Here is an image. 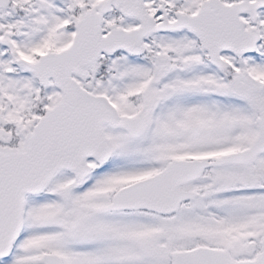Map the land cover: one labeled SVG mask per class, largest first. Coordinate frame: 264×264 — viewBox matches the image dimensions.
<instances>
[{"label":"snow or ice","instance_id":"6c2138e0","mask_svg":"<svg viewBox=\"0 0 264 264\" xmlns=\"http://www.w3.org/2000/svg\"><path fill=\"white\" fill-rule=\"evenodd\" d=\"M0 264H264V0H0Z\"/></svg>","mask_w":264,"mask_h":264}]
</instances>
